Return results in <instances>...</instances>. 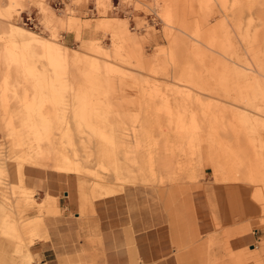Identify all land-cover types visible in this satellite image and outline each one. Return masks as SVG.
Returning a JSON list of instances; mask_svg holds the SVG:
<instances>
[{"label": "rangeland", "instance_id": "obj_1", "mask_svg": "<svg viewBox=\"0 0 264 264\" xmlns=\"http://www.w3.org/2000/svg\"><path fill=\"white\" fill-rule=\"evenodd\" d=\"M243 108L264 115V0H0V264H96L123 221L188 264L200 232L247 233L225 258L264 264V117Z\"/></svg>", "mask_w": 264, "mask_h": 264}, {"label": "crops", "instance_id": "obj_2", "mask_svg": "<svg viewBox=\"0 0 264 264\" xmlns=\"http://www.w3.org/2000/svg\"><path fill=\"white\" fill-rule=\"evenodd\" d=\"M219 15V14H218ZM61 44V43H60ZM62 45V44H61ZM64 48L66 46L62 45ZM66 55L69 53L66 51ZM27 173L31 175H41L34 169L27 168ZM30 181L34 180L26 176ZM47 192L52 197H57V193L65 189V185L60 180V175H55L52 179V184L47 183ZM64 192V191H62ZM81 205V203H80ZM56 206V204H55ZM122 223V225H120ZM128 222H120L117 226H111L109 223L102 222L99 225L100 242L97 248L98 259L96 264H188V247L175 248L169 242L170 238L167 232H158L157 229L136 231V226L133 230L126 226ZM180 240H187L188 233H179ZM201 237L196 243V250L198 253L197 264H206V255L208 253L207 241L210 236H213L214 246L212 248V255L214 258L221 259L214 264H236L229 258H225L227 253L241 252L243 253L245 247L252 246L254 237L250 234H241L231 236L225 240V235L222 233L200 232ZM44 245H48L45 242ZM180 246H183L181 242ZM47 250L42 248L41 251ZM88 249V248H86ZM85 249V250H86ZM252 249V248H251ZM250 249V250H251ZM42 256L44 254L42 253ZM61 257H58V260ZM223 258V260H222ZM46 264V263H41Z\"/></svg>", "mask_w": 264, "mask_h": 264}, {"label": "bare ground", "instance_id": "obj_3", "mask_svg": "<svg viewBox=\"0 0 264 264\" xmlns=\"http://www.w3.org/2000/svg\"><path fill=\"white\" fill-rule=\"evenodd\" d=\"M235 4L236 3H234V2H231V4H230V6H235ZM258 8V7H257ZM227 8H225L224 7V11H219L218 12V14H219V24H225V22H226V20L227 19H229L231 22H230V25L235 29V27H234V19L236 18L237 19V16H238V14L239 13H237L236 12V10H234V9H232L231 7H230V9H231V11L230 12H227V10H226ZM260 9V8H259ZM241 12V11H240ZM230 17V18H229ZM245 17H247V20H246V23L249 25L253 20H252V18H249L248 17V15L247 14H245ZM232 18V19H231ZM242 18H244V16H242V15H240L239 16V20H241ZM236 27L237 28H239L240 27V25L239 26H237L236 25ZM24 28V27H23ZM236 28V29H237ZM11 30V29H10ZM18 30V29H17ZM12 31V30H11ZM234 31H236V30H234ZM19 32H21V31H19ZM28 32H30V31H28ZM18 33V32H17ZM22 33V32H21ZM18 35V34H17ZM22 35V34H21ZM31 35H34L33 33H31ZM23 36V35H22ZM21 36V37H22ZM35 36V35H34ZM33 36V37H34ZM28 37H30V36H28ZM32 37V36H31ZM14 38V37H13ZM14 39H16V38H14ZM46 39V38H45ZM23 40H24V38H23ZM47 40V39H46ZM51 40V39H50ZM60 46H62L61 44H59ZM48 51H49V49H48ZM54 51H56V49L54 50ZM60 51H62V53H64V47L62 46V48H60ZM64 55H66V54H64ZM249 58V57H248ZM228 62H230V63H232V64H234V65H242L243 67H245V68H243V69H246L247 70V67L245 66V65H243V64H241L239 61H234V58L232 57V58H230V59H228L227 60ZM226 60H223V62L224 63H226L227 62ZM241 66V67H242ZM251 71H252V69H250ZM252 75H250V77H251ZM253 77V79L254 80H257V78H258V76H255V74L252 76ZM256 78V79H255ZM243 81H244V79H242ZM251 80H252V78H251ZM250 80V81H251ZM247 82H249V80H248V78H247ZM238 86H240V84H238ZM224 102H226V103H228L231 107L232 106H234V108H237L238 109V107H240V105H238V104H236L235 102H232V101H228V100H224ZM241 110V109H240ZM242 110H244V111H247L249 114H251L252 115V117L254 116V117H260L261 119L264 117V115H263V113L262 114H258V112L256 113V111H251V110H247L246 108H243ZM262 112V111H261ZM264 112V111H263ZM257 115V116H256ZM263 115V116H262ZM259 123V122H258ZM207 137V136H206Z\"/></svg>", "mask_w": 264, "mask_h": 264}, {"label": "built area", "instance_id": "obj_4", "mask_svg": "<svg viewBox=\"0 0 264 264\" xmlns=\"http://www.w3.org/2000/svg\"><path fill=\"white\" fill-rule=\"evenodd\" d=\"M116 8H117V5H113V6H112V10H113V11H117ZM90 10H93V9H90Z\"/></svg>", "mask_w": 264, "mask_h": 264}]
</instances>
